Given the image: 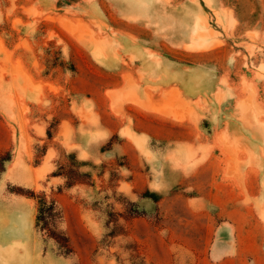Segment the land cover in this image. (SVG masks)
Segmentation results:
<instances>
[{"label": "rangeland", "instance_id": "rangeland-1", "mask_svg": "<svg viewBox=\"0 0 264 264\" xmlns=\"http://www.w3.org/2000/svg\"><path fill=\"white\" fill-rule=\"evenodd\" d=\"M0 264H264V0H0Z\"/></svg>", "mask_w": 264, "mask_h": 264}, {"label": "trees", "instance_id": "trees-1", "mask_svg": "<svg viewBox=\"0 0 264 264\" xmlns=\"http://www.w3.org/2000/svg\"><path fill=\"white\" fill-rule=\"evenodd\" d=\"M42 205H43L44 207L48 208V209H49V208H50V206H51V205H50V204H48L46 201H44V202L42 203Z\"/></svg>", "mask_w": 264, "mask_h": 264}]
</instances>
